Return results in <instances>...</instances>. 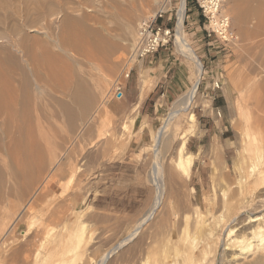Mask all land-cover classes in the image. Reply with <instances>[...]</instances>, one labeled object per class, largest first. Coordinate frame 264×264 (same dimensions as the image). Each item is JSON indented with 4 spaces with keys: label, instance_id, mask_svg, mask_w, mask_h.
I'll return each instance as SVG.
<instances>
[{
    "label": "bare ground",
    "instance_id": "6f19581e",
    "mask_svg": "<svg viewBox=\"0 0 264 264\" xmlns=\"http://www.w3.org/2000/svg\"><path fill=\"white\" fill-rule=\"evenodd\" d=\"M129 1L0 0V161L10 162H5L9 169L4 172L0 167V221L4 222L0 264H34L33 248L43 251L41 264H120L119 257L125 253L128 264H264V0H204L214 29L237 46L236 59L244 65L239 78L236 74L242 128L235 139L240 149L230 166L225 158L230 144H215L209 162L211 196L203 182L204 201H199L193 188L184 191L196 158L187 141L203 134L190 109L203 65L184 38L186 0H181L176 42L195 63V80L174 101L152 136L154 157L147 172L154 190L145 209L130 222L127 219L126 234L117 242L114 238L116 243L92 260L85 258L90 234L85 232L82 212L70 208L77 191L56 204L47 203L60 180L74 178L82 166L105 155L116 127L108 94L105 97L110 74L125 58L121 55L126 49L135 48L139 27L146 23L144 13L149 10L154 17L170 2L134 0L135 6L128 3V7L135 16L125 17L120 4L122 8ZM109 8L115 10L109 13L116 26L113 32L92 25L95 15L107 14ZM230 19L236 32L229 27ZM125 127L128 123L122 122L120 128ZM6 206L12 210L10 225ZM172 211L177 217L175 227H166L167 220L160 218L166 228L163 241L157 243L162 236L156 232L161 227V220L155 224L156 217ZM39 213L40 226L31 230L29 223L24 238H15V245L7 248L5 242L22 221L31 215L38 218ZM156 244L161 251L147 258Z\"/></svg>",
    "mask_w": 264,
    "mask_h": 264
},
{
    "label": "rangeland",
    "instance_id": "374dc122",
    "mask_svg": "<svg viewBox=\"0 0 264 264\" xmlns=\"http://www.w3.org/2000/svg\"><path fill=\"white\" fill-rule=\"evenodd\" d=\"M180 1L181 0H170L167 7L163 9L162 17L155 20V25L170 28L171 35L168 44L159 47L154 52L148 53L143 57V60L141 58L132 60L135 57L129 58L130 49H126L121 55L125 58L120 59L117 67L110 74V81L106 86V92L108 90V93L105 92V97H107L106 95L108 94L107 106L111 112V120H113L116 126L113 129V139L107 144L108 146L111 144V147L108 148L107 146L103 157H96L88 165L82 166L84 169L74 175V178L65 176L60 180V184L58 183V185L55 186V192H53L55 194L53 195L52 193L47 198V203L51 201V206L60 202L67 193L77 191L76 197L71 201L70 208L82 212L81 221L84 220L85 232L90 234L88 243L90 251H87L88 256H85V258H92V260L95 258L97 259L111 244L120 240L126 234L131 218L137 217L138 215L136 214L140 209L141 211L145 209L143 207L144 204H148V200L153 194L154 185L148 179L150 161L153 159L152 157H154L151 151L152 136L162 123L164 116L169 112L171 107H173L174 101H176L183 92L189 89L195 80V63L186 55L182 54L176 42V20ZM128 3L130 5L129 7H132V4H136L134 0L125 2L124 4L122 3V8L120 4V14L125 17H133L135 14L129 9ZM123 5L127 6V8H124ZM201 5H203L202 0H186L184 17L182 20L184 38L195 51L203 65V75L197 86L194 103L190 107L197 122V127L203 134L201 133V136H190L188 138L189 141H187V145L189 147H187L193 154H196V158L189 180L190 183L185 189L184 187L180 188L182 191L183 189L184 191H189L190 187L193 188L199 201H204L201 182L206 186L207 196H211V167L209 162L211 159L213 160L211 151L216 147L215 144H219L218 147H221L224 143L230 144L229 150L225 152V158L228 160L230 166H232L233 160L237 159V153L240 149V143L236 141L238 139H235V136L240 135L242 128L240 126L242 118H240L241 116L238 114V110L241 106V101H239L240 92L236 82L239 78V74L237 73L240 72L239 69H241V66L243 68L244 65H242L243 63H241L240 59H236L240 54H237L240 50L235 49L237 48L236 45L228 39L224 40L221 35L216 32L211 22L212 17L203 11ZM122 9H124V11ZM111 12L114 13L115 10L113 11L111 9L107 14L97 13L93 19L94 23L92 21V25L96 28H100L101 25L103 27L104 25L103 28L113 32L116 26H114L115 22L112 14L109 15ZM146 13H144V22L150 21L154 14V12L149 10ZM105 15L108 17L106 18ZM217 16L220 15L217 14ZM232 24L234 23H232L230 19L229 27L233 29V32H236ZM123 59H125L124 61L126 63L122 62ZM121 63L124 64V66ZM120 64L122 65V69H120ZM127 72L128 76H125L124 73L126 74ZM156 84L161 85L164 90L166 89L165 87H168V89H166V95L161 97L158 102L160 107H158L157 112L149 118H144L146 123L144 120L142 121V124L146 125V131L144 132V136L141 135L139 137V133L133 126L134 120L130 122V116H133L135 119L138 115V107L136 108V113L132 112V109L138 102L140 87L143 89L145 88L146 95ZM116 86H119L122 91V96L120 98L114 95ZM237 98H239V100ZM122 122H127L128 127L120 128ZM120 140L121 143L119 142ZM211 143L214 145H211ZM159 146L158 148L161 149ZM209 148L211 150H209ZM90 151L94 152V149L90 148ZM159 152H161V150ZM205 159L209 160L206 161ZM3 161V163L0 161V167H2L1 169L4 172L5 169H9L10 162L8 163L7 159ZM6 161L9 165L5 163ZM15 162L17 163L16 159ZM12 163H14V161H12ZM19 163L21 162H18V164ZM3 165L7 167L5 168ZM4 174H8V171ZM181 190L179 189L178 192ZM183 192H179V194ZM6 207L9 213L10 211L12 212L8 206ZM173 210L175 211L174 208ZM159 214L162 216L160 215L161 217H159L157 214V221L154 219L155 216L153 221H155V224H158L159 220H161V227L163 225L165 226V224L166 227L172 226L174 219L177 220L176 214L173 211L169 214L167 213L168 215L162 212ZM10 215L11 213L7 218L8 225L12 222V216ZM41 216L42 213H39L37 216L38 218H32V215L25 218L19 230L13 231L12 234L14 239H12V237L10 238L11 241L8 240V242H5L6 247H13L16 243L15 238L17 237L24 238L25 230L29 223L31 224V230L38 228L41 224ZM160 218H165L168 223ZM179 222L176 221L175 223L178 225ZM0 224H2V226L0 225L1 230L4 222L0 221ZM164 226L163 228L157 226V229H159L156 231L158 235L165 236L166 227L164 228ZM174 227L175 226H172V228ZM16 233H18V235H16ZM158 235H156V237L160 238L161 236ZM174 235L175 231L173 233V236ZM114 238H116V240L112 241ZM163 238L162 236L157 243L159 242L161 244ZM173 241L174 240H170L169 243L172 245ZM157 245L158 244L154 246L157 247ZM156 247H153V249ZM158 247H160V245H158ZM161 248L162 246L155 249V251L152 249V252L149 253L150 257L147 258L152 259L155 252L161 251L159 250ZM33 249V255L35 256L33 257L34 264H41V254L43 251H36V248ZM121 250L116 252L112 257L117 258ZM119 258L120 264H128V253H125L123 256L121 254Z\"/></svg>",
    "mask_w": 264,
    "mask_h": 264
},
{
    "label": "built area",
    "instance_id": "2783aa9c",
    "mask_svg": "<svg viewBox=\"0 0 264 264\" xmlns=\"http://www.w3.org/2000/svg\"><path fill=\"white\" fill-rule=\"evenodd\" d=\"M203 11L211 16L209 9H206L205 2L202 0ZM163 10H159L157 14L151 18L150 21L144 23L139 27L138 38L135 48L130 51L131 56H135L132 60L142 59L148 53L156 51L159 47L166 46L170 40V28L155 25V20L162 17ZM216 32H218L216 30ZM221 35L220 32H218ZM222 37V36H221ZM224 38V37H222ZM129 53V54H130ZM128 76V73L127 75ZM114 95L117 98L122 96V91L119 86L115 87Z\"/></svg>",
    "mask_w": 264,
    "mask_h": 264
},
{
    "label": "crops",
    "instance_id": "0c3cea01",
    "mask_svg": "<svg viewBox=\"0 0 264 264\" xmlns=\"http://www.w3.org/2000/svg\"><path fill=\"white\" fill-rule=\"evenodd\" d=\"M143 59L144 58H142V60ZM165 88L168 89V87ZM144 89L140 87L138 93V102L135 104L138 107V115L135 117L133 122L134 128H136L137 132L139 133V137L141 134L144 136V132L146 131V125H143L142 121L144 118H149L151 115H154L157 112L158 107H160V104L158 103L160 98L166 95V89L164 90L162 86L158 84L149 90L146 95ZM140 94H142V97H140ZM144 95L145 97L143 98ZM141 99L142 101L139 103ZM144 122L146 123L145 120Z\"/></svg>",
    "mask_w": 264,
    "mask_h": 264
}]
</instances>
